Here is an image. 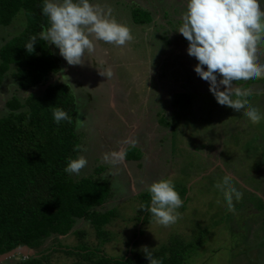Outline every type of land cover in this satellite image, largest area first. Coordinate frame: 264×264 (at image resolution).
I'll use <instances>...</instances> for the list:
<instances>
[{
  "label": "rangeland",
  "instance_id": "1",
  "mask_svg": "<svg viewBox=\"0 0 264 264\" xmlns=\"http://www.w3.org/2000/svg\"><path fill=\"white\" fill-rule=\"evenodd\" d=\"M92 2L110 6L133 39L123 47L95 41V50L76 66L50 45L62 63L60 73L24 91L18 89L12 66L0 86L1 118L12 97L23 103L30 94L41 95L47 85H69L79 113L78 157L88 161L79 175L70 176L107 181L110 198L97 209H116L119 215L105 227L109 241L101 242L93 227L79 220L68 235L47 240L41 249L59 242L74 252L83 245L100 251L98 257L120 258L142 253V246L155 252L178 238L193 246L181 264H264V118L253 124L243 113L220 108L208 83L195 74L197 61L187 55V41L177 32L185 0ZM135 10L149 14L151 21L134 24ZM25 23L19 12L8 26L0 25V46L18 36ZM107 69L110 77L103 76ZM244 87L249 102L264 113V78ZM181 97L186 98L182 106ZM129 148L135 149L137 160L115 166L102 160L105 153ZM225 178L242 193L231 210L215 188ZM161 179L172 180L183 200L179 218L167 227L154 223L152 216L142 224L137 221L140 194ZM75 232L83 233L78 237ZM20 256L0 264H13ZM74 260L59 250L50 262Z\"/></svg>",
  "mask_w": 264,
  "mask_h": 264
},
{
  "label": "trees",
  "instance_id": "2",
  "mask_svg": "<svg viewBox=\"0 0 264 264\" xmlns=\"http://www.w3.org/2000/svg\"><path fill=\"white\" fill-rule=\"evenodd\" d=\"M41 7L42 0H0L1 26H8L19 12L24 13L26 20L23 31L0 46V86L12 66L18 89L24 91L44 84L50 75L63 70L59 57L43 40L37 39L33 52L25 49L30 37L47 23ZM132 21L142 25L149 23L151 17L135 10ZM182 100L186 98L181 97L180 106ZM5 106L8 112L0 118V255L27 248L32 253L20 256L13 264H54L51 256L60 250L75 259L69 264H148L143 253L98 257V250L82 245L74 252L59 242L56 247L41 249L47 240L68 235L79 220H86L101 242L109 241L105 227L119 215L116 209H97L110 198L107 181L93 176L74 179L64 172L69 158H77L81 148L76 131V98L68 84L47 85L41 95L30 94L23 103L12 97ZM55 108L68 112L72 122L56 124L52 115ZM134 152L132 148L127 150V161L139 158ZM140 196L137 221L151 222V213L142 207L149 202L148 193ZM262 228L264 232V217ZM82 233L75 232L78 237ZM192 252L191 244L177 238L153 255L163 264H181Z\"/></svg>",
  "mask_w": 264,
  "mask_h": 264
},
{
  "label": "clouds",
  "instance_id": "3",
  "mask_svg": "<svg viewBox=\"0 0 264 264\" xmlns=\"http://www.w3.org/2000/svg\"><path fill=\"white\" fill-rule=\"evenodd\" d=\"M41 15L47 23L30 37L25 49L33 52L39 38L57 49L70 66L81 65L82 57L95 50V41L123 47L133 39L131 29L117 21L110 6L92 0H42ZM180 21L177 32L187 41V55L197 61L193 71L208 83L219 107L259 123L264 113L249 102L250 92L244 86L264 78V0H185ZM103 76L110 77L111 70H105ZM52 115L56 124L73 119L61 108H55ZM126 157L127 150L120 149L105 153L102 160L115 166ZM87 164L83 155L69 158L64 172L79 175ZM232 185V179L225 178L215 186L229 210L234 198L242 196ZM145 190L149 202L142 207L151 213L154 223L164 227L174 224L183 200L173 181H153ZM140 251L148 264H163L147 246Z\"/></svg>",
  "mask_w": 264,
  "mask_h": 264
},
{
  "label": "water",
  "instance_id": "4",
  "mask_svg": "<svg viewBox=\"0 0 264 264\" xmlns=\"http://www.w3.org/2000/svg\"><path fill=\"white\" fill-rule=\"evenodd\" d=\"M30 253H32V252L30 250H28L27 248H16V249H14L8 253L0 255V262L4 261L7 258L12 257L15 254L27 256Z\"/></svg>",
  "mask_w": 264,
  "mask_h": 264
},
{
  "label": "bare ground",
  "instance_id": "5",
  "mask_svg": "<svg viewBox=\"0 0 264 264\" xmlns=\"http://www.w3.org/2000/svg\"><path fill=\"white\" fill-rule=\"evenodd\" d=\"M7 46V45H6ZM4 48V47H3Z\"/></svg>",
  "mask_w": 264,
  "mask_h": 264
}]
</instances>
